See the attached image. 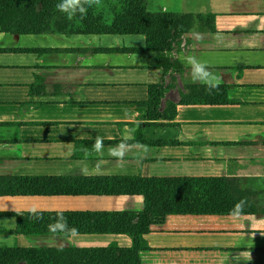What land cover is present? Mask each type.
Returning <instances> with one entry per match:
<instances>
[{
	"label": "crops",
	"instance_id": "crops-1",
	"mask_svg": "<svg viewBox=\"0 0 264 264\" xmlns=\"http://www.w3.org/2000/svg\"><path fill=\"white\" fill-rule=\"evenodd\" d=\"M140 5L143 13L203 19L171 43L166 72L155 53L137 51L140 35L0 30V247L130 248L126 235L10 234V215L139 212L143 197L126 192L135 184L123 179L224 177L252 192L236 199L243 212L168 215L144 237L140 262L264 264V0ZM206 16H214L213 30ZM188 56L207 62L230 104H181L185 87H206L192 81ZM148 86L163 92L157 115L146 107ZM122 141L149 150L111 156Z\"/></svg>",
	"mask_w": 264,
	"mask_h": 264
},
{
	"label": "trees",
	"instance_id": "trees-1",
	"mask_svg": "<svg viewBox=\"0 0 264 264\" xmlns=\"http://www.w3.org/2000/svg\"><path fill=\"white\" fill-rule=\"evenodd\" d=\"M64 0H0V30L16 35L43 33L62 34H111L140 35L145 47L139 51L156 54V67L166 72L171 63L165 53L171 43L187 33L202 17L192 15L148 14L141 11V0H101L100 6L87 8L85 15L78 11L71 15L62 12L57 5ZM209 29L213 30L214 16H206ZM181 95L182 105H226L223 88L185 87ZM163 95L157 86H148L146 107L157 111ZM157 115V114H156ZM135 184L134 190L143 197V209L132 211H68L14 213L16 229L10 234L24 236H61L52 233L49 224L55 222L57 213H63L69 228L77 235H126L131 247L121 249L116 244L107 248L57 249L0 247V264H65L67 258H76L77 264H141L139 253L148 248L145 236L150 228L162 225L168 215L240 213L238 198L251 196L252 192L240 188L239 180L224 177H179L123 179ZM244 208V207H242ZM74 264V263H73Z\"/></svg>",
	"mask_w": 264,
	"mask_h": 264
},
{
	"label": "clouds",
	"instance_id": "clouds-1",
	"mask_svg": "<svg viewBox=\"0 0 264 264\" xmlns=\"http://www.w3.org/2000/svg\"><path fill=\"white\" fill-rule=\"evenodd\" d=\"M85 5H87V7H92L93 5L100 6L101 0H64L63 3L57 5V8L62 12H68L69 8H71V18V15L75 14L77 11L82 16L85 15L87 12ZM186 63L191 68V79L194 83L199 82L205 85L209 90L219 88L220 79L208 70L209 66L207 62L201 61L195 56H188L186 58ZM69 146H71V143H69ZM102 146L103 141L98 137L93 147L99 151ZM132 148L142 149L145 153L149 150L147 145L140 144L139 142L134 145H129L127 142L122 141L110 150V155L122 160ZM32 214L37 220L42 218L37 214L36 209L32 210ZM48 228L49 231L54 234L62 232L69 237H75L78 233L77 229L68 227L67 219L63 213H57L55 222L49 224Z\"/></svg>",
	"mask_w": 264,
	"mask_h": 264
}]
</instances>
